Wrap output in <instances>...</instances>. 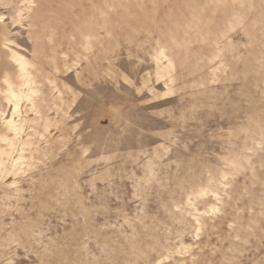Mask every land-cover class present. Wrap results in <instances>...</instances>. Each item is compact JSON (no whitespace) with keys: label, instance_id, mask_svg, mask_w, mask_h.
<instances>
[{"label":"rangeland","instance_id":"rangeland-1","mask_svg":"<svg viewBox=\"0 0 264 264\" xmlns=\"http://www.w3.org/2000/svg\"><path fill=\"white\" fill-rule=\"evenodd\" d=\"M0 264H264V0H0Z\"/></svg>","mask_w":264,"mask_h":264}]
</instances>
